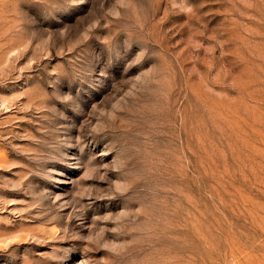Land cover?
Instances as JSON below:
<instances>
[{"label": "rangeland", "instance_id": "rangeland-1", "mask_svg": "<svg viewBox=\"0 0 264 264\" xmlns=\"http://www.w3.org/2000/svg\"><path fill=\"white\" fill-rule=\"evenodd\" d=\"M0 264H264V0H0Z\"/></svg>", "mask_w": 264, "mask_h": 264}]
</instances>
